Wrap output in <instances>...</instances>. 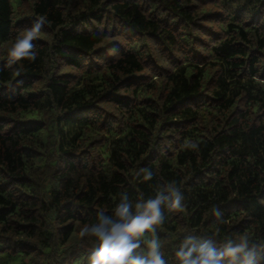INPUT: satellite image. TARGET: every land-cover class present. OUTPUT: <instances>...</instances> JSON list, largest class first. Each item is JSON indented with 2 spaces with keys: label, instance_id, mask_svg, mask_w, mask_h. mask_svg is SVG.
<instances>
[{
  "label": "trees",
  "instance_id": "obj_1",
  "mask_svg": "<svg viewBox=\"0 0 264 264\" xmlns=\"http://www.w3.org/2000/svg\"><path fill=\"white\" fill-rule=\"evenodd\" d=\"M169 188L167 264L245 234L264 264V0H0V264H88L85 224Z\"/></svg>",
  "mask_w": 264,
  "mask_h": 264
},
{
  "label": "clouds",
  "instance_id": "obj_2",
  "mask_svg": "<svg viewBox=\"0 0 264 264\" xmlns=\"http://www.w3.org/2000/svg\"><path fill=\"white\" fill-rule=\"evenodd\" d=\"M45 27L44 19L35 20L6 50L9 66L20 61H35L37 53L33 41L40 37ZM151 174L145 176L150 179ZM182 194L178 189L169 188L167 194L161 192L154 198L141 200L135 206L122 200L112 210L111 215L99 213L94 223L85 224L79 231L81 238H94V247L88 255V264H167L161 251V243L155 238L156 227L164 220V208L169 211L181 210ZM145 233L153 238L146 241V252L139 254ZM178 264H260L261 253L249 247L247 234L235 242L216 247L204 240L193 243L185 239L175 253Z\"/></svg>",
  "mask_w": 264,
  "mask_h": 264
}]
</instances>
